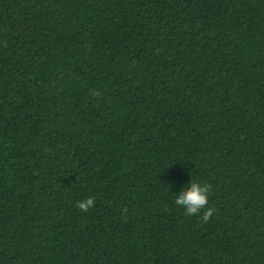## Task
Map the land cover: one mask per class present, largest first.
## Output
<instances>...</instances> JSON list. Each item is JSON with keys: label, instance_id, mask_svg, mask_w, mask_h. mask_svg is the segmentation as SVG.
I'll use <instances>...</instances> for the list:
<instances>
[{"label": "trees", "instance_id": "1", "mask_svg": "<svg viewBox=\"0 0 264 264\" xmlns=\"http://www.w3.org/2000/svg\"><path fill=\"white\" fill-rule=\"evenodd\" d=\"M0 264H264V0H0Z\"/></svg>", "mask_w": 264, "mask_h": 264}, {"label": "clouds", "instance_id": "2", "mask_svg": "<svg viewBox=\"0 0 264 264\" xmlns=\"http://www.w3.org/2000/svg\"><path fill=\"white\" fill-rule=\"evenodd\" d=\"M90 94L93 97L100 96V92L97 90H90ZM211 189L212 185L209 183L190 181L186 188H182L178 192L174 203L184 209L185 215L199 216L203 222L207 223L217 211L215 208L208 207ZM94 204L95 197H90L78 202L76 206L87 212Z\"/></svg>", "mask_w": 264, "mask_h": 264}]
</instances>
